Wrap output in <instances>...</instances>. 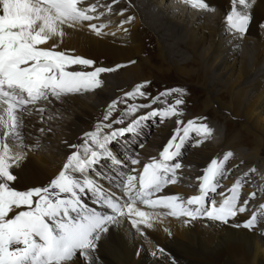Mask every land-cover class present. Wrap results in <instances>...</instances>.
<instances>
[{"label":"bare ground","instance_id":"obj_1","mask_svg":"<svg viewBox=\"0 0 264 264\" xmlns=\"http://www.w3.org/2000/svg\"><path fill=\"white\" fill-rule=\"evenodd\" d=\"M93 2L83 0L80 6L88 7L95 4ZM124 3L131 6L129 8L132 11L129 15L136 16L137 28L130 34L121 32L111 35L105 32L98 37L87 28V25L77 24L74 27L65 26L62 36L52 37L49 43L42 45L44 48L55 46L56 50L64 51L70 56L91 59L97 66L112 67L117 64L128 66L111 72L109 76H106L109 73L101 74L99 77L102 81L101 87L90 90L92 94H89L90 91H82L76 93L77 95L67 94L59 101L53 98L51 103L44 101L29 106L32 115H24L22 129L24 143L27 145V160L15 169L18 177L15 188L25 190L45 185L46 180L58 174L62 165L66 163L69 153L67 144H77L82 140L84 133L95 130V123L100 122L101 113L107 110L111 101L120 98L119 90L127 86V90H130L138 83L154 80L152 73L158 72L160 75L175 73L180 77L198 79V82L193 84L204 89L202 114L211 112L216 118L220 112H226L227 118L224 122L227 130L225 136L219 135L221 137L219 140L218 136L215 137L216 140L209 137L201 140L200 136L198 140L193 139L196 147L189 151L183 162H180L181 168L175 170L174 182H179L180 188L173 187L169 181L170 185H165L166 187L154 195L153 199L164 195H178L186 201L198 195L184 188L193 185L200 189L205 169L211 160L219 159L220 154L224 155L229 151L233 153L230 168L238 166L240 168L235 173L241 172L238 175L233 173L231 175L242 180L251 169H256L248 178L250 179L248 185H261L263 189L256 187L255 191H259L261 198L264 199V169L261 171L264 168V80L256 78V86H250L253 87L251 92L250 87L243 86L252 80L257 72L261 71V74L264 70V29L259 27L264 22V0H253V7L250 9L252 20L243 38L236 34L229 36L228 31L226 34L224 22L226 14L230 12V0H206L211 8L214 6L217 9L213 14L206 13L210 10L193 8L185 4L184 0H125ZM113 5L111 12L108 8L103 11L97 7L95 14L102 17L100 14L103 13V16H107L122 7H118L117 3ZM148 29L153 31L157 38V58L160 62L157 65H154L149 57L143 56V40ZM184 52L190 53V57H186ZM129 61H135V64H130ZM181 61L184 63H180ZM73 67L76 69L69 70H92L80 66ZM39 107H44L46 111L42 114L35 111ZM181 111L179 109L180 113ZM142 112L143 110L140 113ZM172 118L176 119L177 116ZM181 120L184 122L183 126H187L186 122L190 119L181 113ZM152 122H156V117L147 121L136 135L115 143L119 149L115 150L116 154L128 159L136 150L138 157L131 158H138L137 160L145 164L156 160L161 162V152L155 153L154 150H163L177 126L175 124L176 127H173L172 123L171 128L167 123L166 125L159 123L156 132L151 133ZM230 124L233 127H240L241 134L231 135ZM41 127L45 131H39ZM101 130L104 134L109 131L103 127ZM144 132L148 134L144 136ZM182 134L181 132L180 135ZM197 141L201 142L197 144ZM212 141H215L216 145ZM129 145L133 149H129ZM244 146L248 148L247 153L239 150ZM33 151H37L38 155ZM51 155L55 158L51 159ZM169 163H176V159ZM183 164L185 167H182ZM259 164L262 165L261 169L258 167ZM143 166L135 170L130 165L131 171H124L105 160L99 165V169L107 176L105 186L119 187L121 179L128 174L141 172ZM113 172L116 175H113ZM181 176L196 180H184ZM234 183L235 181H232L226 187L230 189ZM113 186L111 188L115 194L121 196L124 189L119 187L121 190H117ZM229 189L219 192L225 196L230 195ZM250 193L252 191L246 189L247 197ZM223 198L218 199L219 203ZM83 199L89 207H95L97 211L102 213L110 211L96 203V197L92 193L84 194ZM242 200L244 199L238 201ZM257 206L260 205H255L256 208ZM157 209L156 212L147 210L151 214L154 227L147 229L143 237L127 223L113 227L109 238L96 253V264H264V218H259V226L256 229L249 230L242 226L229 227L209 222L206 219L185 224L184 221L164 217V214L170 216L168 214L170 209L162 206H157ZM248 217L250 216L244 217L239 214L237 219L242 222ZM158 248L164 249V253L160 254ZM154 251L156 255H153Z\"/></svg>","mask_w":264,"mask_h":264},{"label":"snow or ice","instance_id":"obj_2","mask_svg":"<svg viewBox=\"0 0 264 264\" xmlns=\"http://www.w3.org/2000/svg\"><path fill=\"white\" fill-rule=\"evenodd\" d=\"M117 2L112 0L113 4ZM82 3L83 0H0V264H96V253L109 238L113 227L127 223L141 237L146 235L147 229L154 227L151 214L142 211L137 204L170 209L168 214L185 217V224L206 219L229 227L257 228L259 219L255 212L242 222L237 219L248 210L257 195L252 192L238 203L242 183L256 169H251L243 180L237 179L229 189L230 195L220 193L224 198L219 204L214 197L208 199L211 193L217 192V178L223 176L226 164L233 156L230 151L222 159H212L206 167L199 195L186 201L178 195L153 199L170 180L174 182L175 170L181 164L169 162L181 155L190 133L197 134L201 140L212 133L207 123L196 120L187 121V126L181 128L184 122L177 119L174 135L160 153L162 161L144 164L141 172L128 174L120 180L124 198L104 191L107 176L99 165L105 160L114 167L125 163L112 145L136 135L155 117L177 116L178 106L185 103L179 96L185 91L181 88L165 89L151 96L146 91L150 81L141 82L118 100L111 101L103 117L106 123H98L95 130L84 133L79 143L67 144L66 163L47 184L25 190L15 188L18 179L15 169L27 160L22 129L24 115H32L29 106L43 101L51 103L53 98L59 101L67 94L95 90L101 87V74L127 66H97L91 59L70 56L56 50L55 46L42 47L52 37L62 36L65 26L74 27L96 18L97 5L81 7ZM184 3L193 8L212 10L206 0H184ZM106 7L111 12V4ZM252 7L253 0H230V12L224 22L226 34L227 30L240 38L247 34ZM125 11L121 9L119 15L123 16ZM134 19L129 15L120 23L131 24ZM88 27L96 36L104 35L101 31L104 25L89 24ZM259 27L264 29V22ZM70 66L92 70L72 71ZM172 95L177 98L166 109L153 107L162 97ZM134 100L146 102L132 103ZM118 104H123L124 110L113 115ZM144 109L148 111L138 114ZM35 111L42 114L46 109L39 107ZM128 116L133 118L126 120ZM102 127L110 131L104 134ZM38 130L45 131L43 127ZM139 163L135 158L130 160L132 165ZM86 193L94 194L96 203L110 211L102 213L89 207L83 199ZM259 207L264 209V204ZM158 251L164 253L162 248Z\"/></svg>","mask_w":264,"mask_h":264},{"label":"rangeland","instance_id":"obj_3","mask_svg":"<svg viewBox=\"0 0 264 264\" xmlns=\"http://www.w3.org/2000/svg\"><path fill=\"white\" fill-rule=\"evenodd\" d=\"M86 1H88V0H86ZM90 1H94V0H89V2ZM122 3H121V2ZM125 1V0H124ZM124 1L123 0H119L118 2H117V5H118V7L120 6H122L121 8H123V9H126V12L124 13V15L122 16V15H119V12H120V10H121V8H117L113 13H110V15H107V16H103L102 15V17H100L99 15H97V14H94L97 18H95V19H93L92 21H87V22H83V24L86 26L87 25V28L89 29V27H88V25L89 24H96V25H104V27L101 29V31L103 32V33H105L106 32V34H121V32L122 33H125V34H130V32L132 31V30H134V29H136L137 27H136V16L135 15H133L132 14V16H134V22L133 23H131V24H124V25H121V21L122 20H124L125 19V17L127 16V15H129V13H131V11H132V9L131 8H129V7H131L130 5H126L125 3H124ZM171 1V0H170ZM93 3H95L96 5H97V7L101 10H105V9H107V7H106V5H109V4H111V6L113 7L114 5L112 4V1L111 0H103V2L101 1V0H95ZM173 4H174V2H173ZM178 4V3H177ZM176 4V5H177ZM102 7V8H101ZM119 9V10H118ZM153 9V8H152ZM212 10H210L209 12H206V13H209V14H213V12H216L217 11V9L213 6L212 8H211ZM99 10V11H100ZM215 10V11H214ZM94 21V22H93ZM135 23V24H134ZM120 25V26H119ZM119 26V27H118ZM121 27V28H120ZM124 27V28H123ZM119 28V29H118ZM124 29H129L128 31H124ZM113 31V32H112ZM120 31V32H119ZM230 34H228L229 36L230 35H235V33L234 32H230V30H227ZM178 37V36H177ZM157 38H156V36L154 35V33H153V31H151L150 29H148V30H146V33H145V35H144V42H143V56L145 57V58H147V57H149L150 59H152V63L154 64V65H157V64H159L160 62H159V59L157 58V55H158V49H157V40H156ZM48 43H49V41H48ZM255 51V50H254ZM185 53V55H186V57H190V53H186V52H184ZM256 53V52H255ZM180 63H184L183 61H181ZM133 64H135V63H133ZM128 66V65H127ZM126 66V67H127ZM126 67H124V68H126ZM76 69L75 67H73V66H71V67H69V69ZM124 68H122V69H124ZM261 72V71H260ZM260 72H257L256 73V76L252 79V80H249V82H247L246 84H244L243 86L246 88V87H250L251 85H253V87H255L256 86V78L258 79H261V80H264L263 78H264V70L262 71L263 73H261L260 74ZM110 74H112V73H109V74H107L106 76H109ZM152 75H153V77L155 78L154 80H150V86H148L147 87V89H146V91L151 95V96H156L158 93H161V92H163L165 89H173V88H181V89H184L185 91H184V93L183 94H179V96H180V98H182L184 101H185V103L184 104H182V105H179L178 106V115H177V118L175 119V118H172V117H169L168 119L166 118H161V117H156V122L155 123H153L152 122V124L150 123V132L151 133H155L156 132V128H158V126H159V123H161V124H165L166 125V123L168 124V125H171V128H173V127H176L175 126V121L177 120V119H179V120H181V113L183 114L184 113V115H186V116H188L189 117V119L190 120H196L197 118H199V119H197L196 121H197V123H207V124H209V126H210V128H212V133L210 134V136H208L209 138H211V139H213V140H216V138H217V136H218V139L217 140H219L221 137H223V135L225 136V134H226V130H227V127H226V125H225V120H226V118H227V113L226 112H220V115H219V117H216L215 118V116L211 113V112H209V114H207V113H204L205 115H203L202 114V110H203V104H202V102H203V100L205 99V94H204V89H202L201 87H197V85H194L193 83H196V82H198V79H196V78H191V79H188V78H184V77H180V76H177L175 73H165V74H159L158 72H154V73H152ZM164 75V76H163ZM162 76V77H161ZM216 77V76H215ZM109 78V77H108ZM195 79V80H194ZM252 81H254V83H252ZM223 83H224V81H223ZM250 83H252V84H250ZM138 84H140V83H138ZM138 84H136V85H138ZM136 85H134V86H136ZM133 86V87H134ZM133 87L131 88V89H133ZM253 87L251 88H249V91L251 92L252 90H253ZM127 88H128V86L127 87H125V88H122L121 90H119V93L121 94L120 95V97L123 95V93L124 92H126V91H129V90H127ZM130 89V90H131ZM89 94H92V91L91 92H89ZM75 95H77V94H75ZM174 96V97H173ZM176 95H172V96H166V97H162L161 98V100L160 101H158V102H156V103H154L153 104V107L154 108H156V106H157V109H161V110H163V109H166L170 104H172V103H174V101H175V99L177 98V96L175 97ZM164 98H166V100H163ZM172 98V99H171ZM44 102V101H43ZM132 103H140V102H146V101H142V100H134V101H131ZM162 102V103H161ZM170 103V104H169ZM156 104V105H155ZM163 106V107H162ZM183 108V109H182ZM186 108H187V110H186ZM179 109L180 110H182L181 111V113L179 112ZM190 109H192V110H190ZM124 110V105L123 104H118L117 105V110L116 111H114L113 112V115L115 114V113H117V112H122ZM194 110V111H193ZM200 110V111H199ZM142 111V110H141ZM145 111H148V109H144L143 110V112H145ZM185 111V112H184ZM105 112H106V110L103 112V114L101 113V116H100V122L98 121V122H96L95 123V125H97L98 123H102V122H105L106 123V121H103V117H104V115H105ZM143 112L142 113H140V114H143ZM198 113H200V114H198ZM225 113V114H224ZM207 114V115H206ZM103 115V116H102ZM199 115V116H198ZM201 115V116H200ZM226 116V117H225ZM131 117V118H130ZM190 117H192V118H190ZM221 117V118H220ZM133 117L132 116H128V117H125V119L126 120H130V119H132ZM204 118H207L206 120L204 119ZM220 118V119H219ZM171 119V120H170ZM174 121H173V120ZM203 119V120H202ZM210 119V120H209ZM202 120V121H201ZM181 121H183V120H181ZM218 121V122H217ZM172 123H173V127H172ZM187 125V124H186ZM231 125V124H230ZM120 126H122V125H120ZM213 126V127H212ZM215 126H217V127H215ZM181 127H184L183 126V124L181 125ZM231 131H230V134L231 135H237V134H241V131H240V127H238V126H232L231 125ZM234 128V129H233ZM110 131V130H109ZM173 132V131H172ZM218 132V133H217ZM221 132V133H220ZM215 133H217V134H215ZM146 134H148V132H144V136L146 135ZM223 134V135H222ZM221 137H220V136ZM148 136V135H147ZM150 137V136H149ZM149 137H146V138H149ZM216 137V138H215ZM196 138V140H198L199 138H198V135L197 134H195V133H193V134H191L190 135V139L189 140H187L186 142H185V144H184V146H183V148H182V150H181V155L178 157V160L176 159V163H180V162H183L185 159H186V155L188 154V153H190L189 151H191V150H193V148H195L196 147V145H194L193 144V139H195ZM40 139V138H39ZM206 139V138H205ZM207 141V140H206ZM178 142V141H177ZM213 142V141H212ZM223 143H225V141L223 142ZM213 144L214 145H216V142L214 141L213 142ZM121 146H122V144H120ZM140 145H142V144H140ZM167 145V144H166ZM129 147V149L131 148V149H133V147L131 146V145H129L128 146ZM198 147H200V146H198ZM112 148H115L114 150H117V151H119V149H118V146H115L114 144L112 145ZM244 148H247V147H241L239 150L242 152V153H247L248 152V148L247 149H244ZM134 149H138V148H134ZM201 149V148H200ZM246 150V151H245ZM128 151V150H127ZM244 151V152H243ZM27 152V151H26ZM33 152H35V151H33ZM154 152L155 153H160L161 151L159 150H154ZM153 152V153H154ZM37 155H38V153H37V151L35 152ZM117 155H119L118 153H117ZM222 155L223 154H220V158L219 159H222ZM52 157H51V159H54L55 158V156L54 155H51ZM142 156V155H141ZM131 157H138V155H137V153H136V150H135V152L133 151L132 152V154H131V156H129V158L128 159H123L121 156H120V159L122 160V161H125V163L123 164V165H121L120 166V168L121 169H124V171H129L130 170V165H132V164H130V160L131 159H133V158H131ZM144 157V156H143ZM136 159H138V158H136ZM146 159V158H145ZM183 160V161H182ZM139 162H141V160H138ZM231 161H232V157L230 158V161L226 164V171L224 172V174H223V176L222 177H218L217 178V181H218V189H217V192L216 193H211L210 195H209V197H208V199H212L213 197H214V199L216 200V202H217V204H219V201H218V199H220L222 196H220V190H223V189H229V187H226L227 186V184L228 183H231L232 181H237V179H238V177H236V176H232L231 174L233 173V174H237V173H235V171L237 170V169H239L240 167H238V166H236V167H233V168H230V164H231ZM145 164V162H141V164L139 163V164H136V165H132V168H134L135 170H137V169H139V168H141L143 165ZM175 164V163H174ZM142 165V166H141ZM182 167H185L184 166V164L182 165ZM258 167H259V169H261L262 168V165L261 164H259L258 165ZM181 168V167H180ZM179 168V169H180ZM185 169V168H184ZM190 169H194V167H190ZM189 169V170H190ZM264 168H262L261 169V171L263 170ZM241 172H239L238 174H240ZM237 174V175H238ZM54 177V176H53ZM182 178H184V180H191V181H195V180H193V179H191V178H188V177H183V176H181ZM49 179L50 178H48L47 180H46V184L48 183V181H49ZM243 180V179H242ZM250 182V179H248V180H246V181H244L243 183H242V185H241V188L239 189V192H240V199H246L247 198V194H246V189L248 190V191H252V192H256L257 193V195H256V197H255V199L254 200H252L251 201V203H250V206L248 207V210L245 212V213H243L242 214V216L244 215V217H246V216H251L254 212L258 215V219L259 218H264V209H261L260 207H258L257 206V208L255 207V205H261L262 204V201H264V199L263 198H261V193L258 191H255V188L256 187H260V188H262V186L261 185H258V186H256V185H253V186H249L248 185V183ZM256 183H258V182H256ZM170 184H172V186L173 187H175V188H180L179 187V182H173L172 183V181L170 180ZM169 183H167V185H170ZM225 185V186H224ZM113 186V185H112ZM112 186H105V183H104V185H103V187H104V191L105 192H109V191H111V192H113V194H115V192L112 190ZM166 187V186H165ZM113 188H117V190H120L118 187H114L113 186ZM184 189H187L188 191H190V193H192V194H200V189H199V187H197V186H193V185H189V187H187V188H184ZM263 189V188H262ZM118 193V192H117ZM115 195H117V197L118 198H124V197H122V195L120 196V194L118 195V194H115ZM213 196V197H212ZM220 197V198H219ZM238 203H240V201H238ZM253 203V204H252ZM256 203V204H255ZM137 207H139L142 211H146L147 212V210L148 211H154V212H156V211H158V209L156 210V208H150V207H148V206H144V205H140V204H137ZM260 209L262 210V211H260ZM164 217H166V218H168V219H172V220H177V221H180V222H183L184 221V217H179V219L177 218V217H170V216H166V214H164ZM150 219H151V217H150ZM256 229V228H255Z\"/></svg>","mask_w":264,"mask_h":264}]
</instances>
